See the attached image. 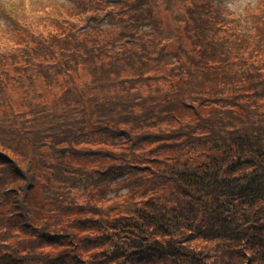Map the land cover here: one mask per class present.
I'll list each match as a JSON object with an SVG mask.
<instances>
[{
	"label": "trees",
	"instance_id": "trees-1",
	"mask_svg": "<svg viewBox=\"0 0 264 264\" xmlns=\"http://www.w3.org/2000/svg\"><path fill=\"white\" fill-rule=\"evenodd\" d=\"M163 1L0 37V264H264V0Z\"/></svg>",
	"mask_w": 264,
	"mask_h": 264
},
{
	"label": "rangeland",
	"instance_id": "rangeland-1",
	"mask_svg": "<svg viewBox=\"0 0 264 264\" xmlns=\"http://www.w3.org/2000/svg\"><path fill=\"white\" fill-rule=\"evenodd\" d=\"M177 0H164L160 4L161 14L166 22V26L170 25V19L168 18V11L173 6L179 10L176 4ZM218 1V0H217ZM225 6L232 9L236 13H241L244 5L256 4L259 0H220ZM67 7H74L75 0H1L0 2V37L5 35L8 30H11L13 26H19L18 24H30L34 19H38L40 14H53L60 12L63 5ZM111 21L104 20L103 25L108 26ZM130 173L132 169H127ZM87 177L94 184L101 183L108 179V176H100L95 169H90L86 173ZM112 176L114 181L118 180V177L114 176L111 172L109 177ZM152 183L159 184L160 180L155 179ZM119 186V184H116ZM59 250L60 248H54Z\"/></svg>",
	"mask_w": 264,
	"mask_h": 264
},
{
	"label": "water",
	"instance_id": "water-1",
	"mask_svg": "<svg viewBox=\"0 0 264 264\" xmlns=\"http://www.w3.org/2000/svg\"><path fill=\"white\" fill-rule=\"evenodd\" d=\"M64 151V149H62V152Z\"/></svg>",
	"mask_w": 264,
	"mask_h": 264
}]
</instances>
